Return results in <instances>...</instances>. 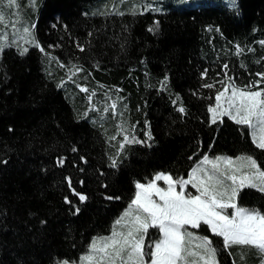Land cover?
Returning <instances> with one entry per match:
<instances>
[{
  "label": "trees",
  "instance_id": "16d2710c",
  "mask_svg": "<svg viewBox=\"0 0 264 264\" xmlns=\"http://www.w3.org/2000/svg\"><path fill=\"white\" fill-rule=\"evenodd\" d=\"M31 2L40 6L27 27L44 51L17 34L0 57V264L77 261L93 238L110 233L136 182L158 172L183 178L204 154H248L264 169V149L245 126L208 116L226 81L264 87L256 75L264 73V0H238L235 9ZM20 9L16 18H35ZM236 202L264 212L256 189L243 188ZM207 235L219 264H261L255 248L225 249L221 237Z\"/></svg>",
  "mask_w": 264,
  "mask_h": 264
},
{
  "label": "snow or ice",
  "instance_id": "6c2138e0",
  "mask_svg": "<svg viewBox=\"0 0 264 264\" xmlns=\"http://www.w3.org/2000/svg\"><path fill=\"white\" fill-rule=\"evenodd\" d=\"M15 2L7 0L8 7ZM229 4L234 6L235 0H229ZM3 21L0 12V23ZM157 27L158 22L149 30L155 31ZM23 31L32 35L29 27H24ZM31 43L44 51L34 37ZM4 46L0 41V51ZM27 51L25 48L21 54ZM256 75L264 80V73ZM259 83L260 80L243 88L236 87L234 82L225 84L223 90L217 91L215 106H210L208 111L212 114L213 124L218 118L222 122L227 116L237 125L245 126L250 130L255 146L264 149V88L252 90ZM204 86L214 87L213 84ZM82 90L87 91L86 88ZM110 107L114 111L116 103ZM178 110L184 112L183 107ZM147 136L151 139L150 132ZM124 140L128 144L143 143L135 137L125 136ZM123 147L121 144V149ZM115 166L116 161H113ZM157 181H164L166 187H160ZM188 185L196 190V195L185 191ZM246 187L264 193V169L251 155L235 158L205 155L200 164L191 169L187 179H174L171 174L160 172L147 183L136 182L134 198L114 222L111 234L93 238L87 253L80 258V264H218L213 241L208 236L195 235L187 226L193 229L206 226L214 236L222 238L225 249L232 246L255 248L262 255L261 264H264V212L236 203L239 191ZM78 195L80 201L86 199L85 195ZM150 229L157 231V238H150ZM146 238H149L147 243ZM193 241H198L194 247Z\"/></svg>",
  "mask_w": 264,
  "mask_h": 264
},
{
  "label": "rangeland",
  "instance_id": "374dc122",
  "mask_svg": "<svg viewBox=\"0 0 264 264\" xmlns=\"http://www.w3.org/2000/svg\"><path fill=\"white\" fill-rule=\"evenodd\" d=\"M120 1H122V0H118V3H120ZM124 1V0H123ZM164 3H167V4H172V5H174V6H181L182 8H191V7H193V6H195V5H202V4H214V5H226V6H228V7H230V8H232V9H235L236 7H237V3H238V0H235V5L234 6H230V4H229V0H162ZM5 2V0H2V3H0V12H2V14H3V16H4V21H3V23H0V28H2L3 30L1 31V29H0V41H2L3 43H4V45L6 46L7 44H9L10 42H13V41H19L18 40V38L17 37H15L17 34H19L20 36H21V38L23 39V41L27 38V40H32V35L31 36H29V35H27V34H25L24 33V31H23V28L24 27H27V26H29V23H34V22H36V20H37V18H38V8H39V6H40V4H33L32 2H31V0H29V3L28 4H25L23 7H21V9L23 8V9H26L27 11H29V13L31 12V11H36V15H35V18L33 17V18H16V14L13 12V9L15 10V9H20V8H17V7H8V4H7V2L6 3H4ZM177 4V5H176ZM3 6V7H2ZM38 7V8H37ZM21 9H20V12H21ZM169 9H171V6L169 5L168 7H167V10H169ZM15 22H21V23H23V24H21L20 26L18 25V23H15ZM30 28V27H29ZM31 29V32H32V28H30ZM26 48V47H25ZM25 48H23V49H25ZM1 55H2V51H0V57H1ZM231 83H233V82H228V81H226L225 83H224V85L225 84H231ZM224 85L221 87V89H220V91L221 90H223V88H224ZM235 85V84H234ZM236 87H239V86H237V85H235ZM239 88H241V87H239ZM262 88H264V87H261V88H257L256 90H260V89H262ZM84 89V88H83ZM256 90H253V91H256ZM228 94H230V91H229V93ZM215 97H216V95H215ZM215 103H216V100H214V102H212L211 103V105L210 106H215ZM209 106V107H210ZM208 116H210V121L212 120V114L209 112V115ZM225 117H227V116H225ZM228 118V117H227ZM218 119H220V118H218ZM217 119V120H218ZM230 119V118H229ZM133 128H134V131H135V133H136V136L138 137V138H140V135H138V133L140 134V132H142V131H140V129H139V125L137 124V122L133 125ZM249 135H250V130H249ZM142 137V136H141ZM250 139H252L251 138V135H250ZM138 140H140V139H138ZM205 155H207L209 158H215L216 156H228V155H224V154H213V155H209V154H204V156ZM241 155H248V154H240V155H237V156H241ZM203 156V157H204ZM237 156H231V157H233V158H235V157H237ZM203 157L202 158H200L194 165H192L193 167H196V166H198L199 164H200V162L203 160ZM192 167V168H193ZM191 168V169H192ZM191 169H190V171H191ZM190 171L188 172V174L185 176V177H183L184 179H187L188 178V175H189V173H190ZM158 173H160V172H158ZM164 173V172H163ZM157 174V173H156ZM165 174H168V173H165ZM154 176H155V174L153 175V177L150 179V180H152L153 178H154ZM149 180V181H150ZM140 183H142V182H140ZM145 183H147V182H145ZM157 184L160 186V187H166V185H165V183H164V181H157ZM246 188H250V187H246ZM252 189H254V188H252ZM180 189H179V186H177V191H179ZM243 189H241L240 191H239V193L242 191ZM256 190H258V189H256ZM135 191H136V189H135ZM185 191L186 192H190L191 194H193V195H196L197 194V192H196V190L194 189V188H192L190 185H188V186H186V189H185ZM259 191V190H258ZM239 193H238V195H239ZM134 195H135V192H134ZM134 195H133V198H134ZM238 195H237V197H236V201L238 200ZM132 198V199H133ZM237 203V202H236ZM130 204V203H129ZM128 204V205H129ZM238 204V203H237ZM128 205L123 209V211L121 212V214L117 217V219L125 212V210L128 208ZM238 206H240V207H243V206H241V205H239L238 204ZM229 211V214H231V209H229L228 210ZM116 219V220H117ZM115 220V221H116ZM188 227V230L189 231H192L195 235H198V236H208L207 234H212L211 233V231H210V229H208L206 226H203V227H201V228H199V229H193V228H191V226H187ZM112 230H113V228H112ZM111 230V231H112ZM111 231H110V233L109 234H106V235H103V236H98V237H105V236H108V235H110L111 234ZM152 235H154V233H152ZM209 237V236H208ZM95 238H97V237H95ZM209 239H211L210 237H209ZM92 241V240H91ZM196 243H198V241H193L192 242V247H194L195 246V244ZM90 244V243H89ZM88 248H89V245H88ZM88 251V250H87ZM87 252H85V253H83L82 255H81V257L83 256V255H85ZM238 256H240V259H242V261L243 260H245V258H244V253L242 252V253H238ZM81 257H79V259L77 260V261H75V264H80V258ZM217 260H218V264H219V259H218V255H217ZM63 261H67V260H60L57 264H62V262ZM261 261H262V259H261ZM69 262V261H68ZM69 264H73V262H69Z\"/></svg>",
  "mask_w": 264,
  "mask_h": 264
}]
</instances>
